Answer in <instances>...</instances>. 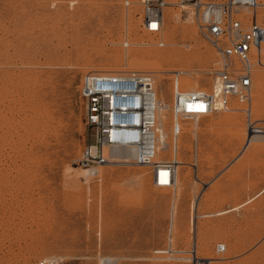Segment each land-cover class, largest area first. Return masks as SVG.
I'll list each match as a JSON object with an SVG mask.
<instances>
[{
  "label": "rangeland",
  "instance_id": "1",
  "mask_svg": "<svg viewBox=\"0 0 264 264\" xmlns=\"http://www.w3.org/2000/svg\"><path fill=\"white\" fill-rule=\"evenodd\" d=\"M166 1L156 36L142 27L141 0H0V264H192L181 258L189 254L158 253L170 228L173 248L211 264H264V135L243 150L242 104L181 121L176 189L154 185L148 167L88 176L80 164L90 139L79 95L86 73L151 74L171 139L173 72L185 89L211 87L217 52L190 9ZM255 78L251 120L264 126V68ZM157 159L173 160L170 148Z\"/></svg>",
  "mask_w": 264,
  "mask_h": 264
},
{
  "label": "built area",
  "instance_id": "2",
  "mask_svg": "<svg viewBox=\"0 0 264 264\" xmlns=\"http://www.w3.org/2000/svg\"><path fill=\"white\" fill-rule=\"evenodd\" d=\"M143 29L160 36L164 24L166 0H141ZM127 1V5H129ZM178 6L193 10L195 23L204 38L218 55L211 71L209 89H183L179 86L181 71H174L171 111L172 134L182 133V122L197 124L203 117L232 110L234 102L245 106L248 116L245 150L253 135H264V126L251 120L252 96L256 86V70L264 68V23H259L256 10L258 0H178ZM243 9L254 15L244 22L238 16ZM163 46L164 43H158ZM129 43H124L128 47ZM79 95L85 106V124L90 139L85 145L80 164L97 175L103 166L137 165L148 167L157 187H176L178 160L157 159L159 106L155 81L147 72L91 71L81 80ZM190 103H201L202 108H188ZM260 122V121H259ZM197 154V145H194ZM161 177H166L161 181ZM172 229L168 245L159 254L168 256L189 254L184 260L192 264H211V259L200 258L196 252L173 248ZM226 250L224 244L217 251ZM39 264H48L43 260Z\"/></svg>",
  "mask_w": 264,
  "mask_h": 264
},
{
  "label": "bare ground",
  "instance_id": "3",
  "mask_svg": "<svg viewBox=\"0 0 264 264\" xmlns=\"http://www.w3.org/2000/svg\"><path fill=\"white\" fill-rule=\"evenodd\" d=\"M262 4H264V2ZM182 8L184 10L190 9V11L192 13V16H193L192 9L189 6L184 5ZM160 42H163V41L162 40H159L158 43H160ZM172 55H173L172 53H167L166 55H164V57H166V56L167 57H170ZM151 56H153V58H157V59L158 58H162V59L164 58L163 55H160V54H157V53H155L154 55L153 54L151 55V53H150V55H148V57H151ZM182 77L179 78V81L178 82H179V86L182 87L183 89H185L186 84L188 82H185V80H183ZM189 87H191V84H189ZM197 88H194V89H197ZM157 98H158V101H159V106H158L157 111H156V117H157V122H158L157 156H156V158H159L160 157V154H161V151L162 150H166V149L170 148V150H171V157L173 159L176 158L178 160V163L181 164L182 162L179 160V149H178L179 148V143H180V141H179L180 140V135L177 136V137L173 136L172 139L169 138L168 132L166 130V123H167V121H166L167 120L166 111H167V108L169 107V105L165 101H162V99H160L158 97V94H157ZM202 107H203V105L201 103H190V104H188V108H197V109H199V108H202ZM172 125H173V123H172ZM262 136L263 135H259V134L253 135L252 138H251V142L252 143H257L258 141H260V139L262 138ZM179 164L177 166L176 187L178 186V183L180 182V167L181 166ZM83 171H86V174L88 176L89 175H93L92 170H89V169H85L84 170L83 169ZM164 179H166V177H161V181L162 180L164 181ZM176 187L175 188H172V189H176ZM175 199L176 198H174V200H172V204H171L172 223L174 221V214H175V206H176V203H175L176 200ZM109 260H112V259L109 258ZM45 261H47L48 264H57V262L54 259H52V258H47Z\"/></svg>",
  "mask_w": 264,
  "mask_h": 264
}]
</instances>
